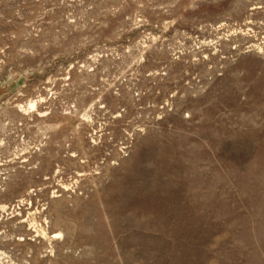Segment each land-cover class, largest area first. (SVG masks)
<instances>
[{"label": "rangeland", "instance_id": "rangeland-1", "mask_svg": "<svg viewBox=\"0 0 264 264\" xmlns=\"http://www.w3.org/2000/svg\"><path fill=\"white\" fill-rule=\"evenodd\" d=\"M0 264H264V0H0Z\"/></svg>", "mask_w": 264, "mask_h": 264}, {"label": "bare ground", "instance_id": "bare-ground-1", "mask_svg": "<svg viewBox=\"0 0 264 264\" xmlns=\"http://www.w3.org/2000/svg\"><path fill=\"white\" fill-rule=\"evenodd\" d=\"M32 106V105H31ZM57 235V234H56Z\"/></svg>", "mask_w": 264, "mask_h": 264}]
</instances>
